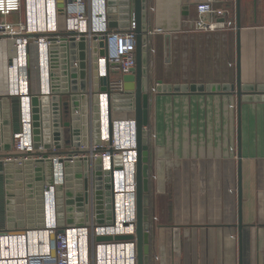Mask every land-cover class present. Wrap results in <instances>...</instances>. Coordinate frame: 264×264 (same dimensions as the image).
<instances>
[{
	"label": "crops",
	"instance_id": "0c3cea01",
	"mask_svg": "<svg viewBox=\"0 0 264 264\" xmlns=\"http://www.w3.org/2000/svg\"><path fill=\"white\" fill-rule=\"evenodd\" d=\"M205 3L206 0H148L150 29H164L163 33L153 34L150 43L156 51L162 44L165 53V65L161 60H151L161 75L150 73L151 94H154L150 96L145 126L149 132V264H264V100L242 104L240 228L237 97L229 93L152 92L159 81L165 84L236 82L237 0L217 1V7L232 12L230 17L235 24L216 32H198L193 28V19ZM184 5H188V9H183ZM185 11L187 17L182 15ZM240 11L242 82L264 84V0H240ZM178 50L186 57L187 65L190 54L196 55V72L200 77L189 80L185 76L189 70L184 64L172 67L177 60L173 51ZM12 53L10 42L0 41V56L7 55V61L0 59V144H4L1 154L11 152V139L20 130V100L14 96L4 97L7 96V71ZM160 65L162 71L158 70ZM32 79V88L37 89V73ZM80 83L78 76L75 84L80 86ZM78 98L82 139L86 141L91 136L90 125L84 120L88 106L90 108L89 96ZM232 103L234 109L230 108ZM115 110L113 117L119 115L118 109ZM76 168L70 167L66 176L71 185L77 187L81 180L74 178ZM35 169L36 165L31 171L33 179L37 174ZM41 171L43 176L35 180V185L44 189L52 183L51 162L42 160ZM27 173L25 169L22 176L25 178ZM10 174L15 175L17 182L16 168L0 163V180L8 182ZM13 189L8 183L0 186L3 198L0 230L39 227L37 218L43 208L38 211L36 187L33 194H29L26 187ZM18 190L26 194L23 206L32 212L29 220L18 218L24 217L22 208L14 207V202L20 198ZM63 192L64 187H58L59 200ZM76 217L79 220L84 215ZM63 218L64 213L62 227L66 225Z\"/></svg>",
	"mask_w": 264,
	"mask_h": 264
},
{
	"label": "built area",
	"instance_id": "2783aa9c",
	"mask_svg": "<svg viewBox=\"0 0 264 264\" xmlns=\"http://www.w3.org/2000/svg\"><path fill=\"white\" fill-rule=\"evenodd\" d=\"M217 1L206 0L205 6L193 19L195 31L216 32L235 24L230 17L232 12L225 7H217ZM62 3L64 28L60 27L59 0H0L1 16L21 13L23 4L25 11V19L18 22L0 21V41L10 42L13 50L7 71V96L3 95L6 98L18 97L20 100V130L11 139V152L0 153V163L3 166L19 163L24 167L29 161L36 165V161L46 160L52 164V183L42 189L43 211L40 218H37L38 222L40 219L41 226L21 231L0 230V264H138L136 238L101 242L96 239L107 235H136V96L134 92L126 91L124 76L134 74L137 66V22L132 16L127 27H111L107 0H63ZM163 32V28L157 27L149 29L148 35L150 37ZM72 36L76 42L81 41L82 37L86 42V81L89 88L79 96H89L87 116L89 113L91 136L86 141L82 139L79 147L67 148L65 143L64 147L58 148L54 141L64 143L67 138L60 133L56 137L50 135L54 145L47 150L44 143L50 136L45 134L47 128L44 123L48 122L46 117L50 118L51 125L55 123L54 117H57L56 122L63 123L65 119L61 114L60 99L71 93L68 43ZM102 40L105 42L106 54L100 56ZM79 52L76 47V54ZM150 52H156L151 45ZM94 55L97 56L98 78L109 77L107 86L110 94L100 90L99 82L94 83ZM75 66H79L78 59ZM53 68L58 69V75L53 74ZM34 73H37L39 79L37 89L32 88ZM152 92H156L155 87ZM54 95L60 96L56 105L51 101ZM34 96L39 97L40 149L35 148ZM46 96L50 99L48 104L43 103V97ZM58 105L60 109L54 110L58 109L55 108ZM116 108L121 117H113ZM230 108L234 109L235 105L230 104ZM55 111H60L57 116ZM59 129H52V133L59 132ZM144 129L147 130L146 127ZM72 141L74 137L71 138ZM3 146L4 144H0V151ZM45 152L50 153L48 158L41 155ZM61 158L70 161L72 167H77L73 170L75 179L81 180L78 175L88 173L90 194L88 210L82 214L76 212V216L81 214L84 217L79 220L75 217V222L70 224L67 219L64 220V215V227L60 224V202L56 196L58 187L63 186L65 189L66 184V167L58 162ZM99 158L102 159L104 171L114 170L116 201L113 219L108 214L106 197L99 210L94 199L96 161ZM77 161H81L82 165L76 166ZM78 183L82 185L81 181ZM120 193L123 194L121 199L126 206L124 211L128 219L118 222L116 206ZM53 248L55 256L51 255Z\"/></svg>",
	"mask_w": 264,
	"mask_h": 264
},
{
	"label": "water",
	"instance_id": "95a60500",
	"mask_svg": "<svg viewBox=\"0 0 264 264\" xmlns=\"http://www.w3.org/2000/svg\"><path fill=\"white\" fill-rule=\"evenodd\" d=\"M59 20L60 27L64 28V17H63V0H59ZM110 26L111 27H127L130 23V18L133 16L137 22V47H136V58L137 66L134 74L124 76L125 88L128 93L134 92L136 96V120H137V130H138V162H137V171H136V181H137V226H136V235H116V236H98L97 241H113V240H137L138 247V264H149L150 259V210H149V145H148V132L144 129L148 122V112L150 105V96H151V81H150V37L148 35V30L150 29L148 18L150 15V9L148 5V0H107ZM237 17H236V29H237V79L235 83H183V84H165L163 81H159L155 86L156 92L163 94H197V93H229L237 97V112H238V129H237V141H238V157H239V167H238V184H239V205H240V218H239V227L242 226L241 219V204H242V104L245 101H255V100H264V84L255 85V84H244L242 82L241 76V61H240V29L241 25V11H240V0H237ZM183 9H188V5H184ZM184 17L188 16V12L182 14ZM70 48V70L72 77V86L71 93H68V97L65 99H60L61 103V114L63 116L64 122H56L57 117H54V125L50 123V118L47 123H44L45 134L47 135H58L59 133L65 136V142L59 143L54 141L57 144L58 148L64 147L66 143L67 148L72 146L79 147L82 141V129L80 127V101L79 94H84L89 88V84L86 81L87 78V63H86V42L85 38L82 37L81 41L76 42L75 37H71L68 43ZM102 47L100 50V56L106 54L105 42L102 40L100 42ZM76 47L79 48L80 52L76 54ZM79 60V66H75V61ZM97 56L94 55V64H93V76L94 83H100V90L110 94V90L107 86L109 77H99L97 72ZM11 61L9 62V64ZM58 69L53 68V74L58 75ZM81 78L80 86H77L76 79L77 77ZM84 92V93H83ZM86 97V95H83ZM60 96L54 95L51 98L54 105L59 101ZM33 101V125L35 133V148L40 149V109H39V97L34 96ZM50 99L46 96L43 97V103L48 104ZM60 101V102H61ZM19 102V101H18ZM59 107H55L59 110ZM58 112L55 111L57 116ZM57 130L60 128L59 132L53 131L52 129ZM74 137V142L71 144V138ZM52 136L46 140L44 147L47 150L52 149L54 143L51 141ZM11 148V143H10ZM74 153L75 151H70ZM43 158H48L50 153H42ZM49 160V159H48ZM53 162V159H50ZM59 163L63 164L69 171V168L72 167V163L63 158L58 160ZM102 159L96 161V203L97 210L102 208L103 199L106 197L107 209L110 219L114 217L115 211V194H114V170H103ZM37 171L35 179H33V174L31 175L32 168L34 163L29 161L24 167L19 164H11L12 167L16 168L19 175H17V186L20 188H27L29 194H33L36 187L37 194V205H39L38 211L42 209L43 202V191L41 185H35V180H41V165L42 160L36 161ZM76 166H81L82 162L77 161ZM27 170L28 173L24 178L22 172ZM30 169V170H28ZM105 175V176H103ZM78 177L81 179L82 185H79L77 188L71 185L69 181V176H66V184L64 192L61 194L62 199L60 202V216L64 213L67 222L72 224L75 222L76 212L85 213L88 210V201L90 200L89 189V179L88 173L84 172L79 174ZM15 175L10 174V179L7 182L12 184L16 181ZM37 182V181H36ZM63 187L60 186L59 189ZM20 194V193H19ZM30 196V195H28ZM15 197H13L14 199ZM21 200V198H19ZM23 201V199H22ZM63 212V213H62ZM39 219V226H41ZM62 222V221H61ZM101 222V221H100ZM62 232V227L60 229ZM53 238V236H52ZM51 255L55 256L56 251L53 248Z\"/></svg>",
	"mask_w": 264,
	"mask_h": 264
},
{
	"label": "rangeland",
	"instance_id": "374dc122",
	"mask_svg": "<svg viewBox=\"0 0 264 264\" xmlns=\"http://www.w3.org/2000/svg\"><path fill=\"white\" fill-rule=\"evenodd\" d=\"M22 19H25V11H24V4H23V9H22V12L21 13H13V14H11V15H9V16H7V17H4V16H1L0 15V21H5V20H8V21H10V22H18V21H20V20H22ZM151 37L152 36H150V40H151ZM151 42V41H150ZM150 45H151V43H150ZM160 45V44H159ZM161 46V48L160 49H157V51L155 52V53H151V57H150V73L152 72V74H158V77H160V72L159 71H156V63H155V65L153 64V61H157V60H159V62H160V60L162 61V65H165L164 64V58H165V53H164V50H163V46H162V44L160 45ZM151 47H153V46H151ZM168 54H170V53H168ZM5 55V54H4ZM4 55H2V56H0V59L2 60V61H7V55H6V57L4 56ZM173 55L176 57V59L177 60H175V61H173V64H172V67L173 66H175V65H178L177 63H179L180 65L181 64H184L186 67H188V73H186L185 74V76H187L188 77V79L189 80H191V79H194V78H198V77H200V75H199V73H197L196 72V68H198V67H196V62H198L197 61V59L195 58V56L196 55H192L191 56V54H190V58H189V60H188V65H187V59H186V57H184V56H182V53L178 50L177 52H174L173 51ZM169 58H170V56H168ZM151 60H153L152 61V64H151ZM4 64H5V62H4ZM163 70V67L160 65V68L158 67V70ZM177 71H180V69L179 70H177ZM171 73V72H170ZM169 73V74H170ZM151 74V76H152V78L154 77L153 75ZM116 75H113V77H115ZM191 78V79H190ZM192 83H196V82H192ZM153 94L154 93H152L151 94V97L153 96ZM89 113H88V116H87V118L86 119H84L85 121H89ZM62 150V149H61ZM7 184V182L5 181V180H0V186H4V185H6ZM13 187H14V189L13 190H16L15 188L17 187V182L16 181H14V182H12V184H11ZM95 191H96V189H95ZM94 191V192H95ZM19 190H18V196L21 198V200H18V201H16V202H14V207H19V208H22V211L24 212V217H23V215H20L18 218L19 219H24V218H28V220L31 218V214H32V212H31V210H29V209H27V211H26V208L23 206V204H24V199H25V193L24 192H21L20 194H19ZM31 198V197H30ZM22 199H23V201H22ZM94 199L96 200V194H94ZM19 203V206L17 205ZM21 203H22V206H20L21 205ZM64 213H65V211H64ZM29 215H30V217H29ZM17 220V217L14 219V221H16ZM5 221V220H4Z\"/></svg>",
	"mask_w": 264,
	"mask_h": 264
},
{
	"label": "bare ground",
	"instance_id": "6f19581e",
	"mask_svg": "<svg viewBox=\"0 0 264 264\" xmlns=\"http://www.w3.org/2000/svg\"><path fill=\"white\" fill-rule=\"evenodd\" d=\"M123 197V194L120 193L119 194V200H118V203H117V206H116V211H117V220L118 222H121L123 219L126 221V219H128V216L125 215V208L126 206L124 205L123 201H122V198ZM135 200H136V197H135ZM131 209V206L129 207Z\"/></svg>",
	"mask_w": 264,
	"mask_h": 264
},
{
	"label": "flooded vegetation",
	"instance_id": "af4514ba",
	"mask_svg": "<svg viewBox=\"0 0 264 264\" xmlns=\"http://www.w3.org/2000/svg\"><path fill=\"white\" fill-rule=\"evenodd\" d=\"M2 197H1V195H0V205H1V203H2ZM2 208L0 207V210H1Z\"/></svg>",
	"mask_w": 264,
	"mask_h": 264
}]
</instances>
